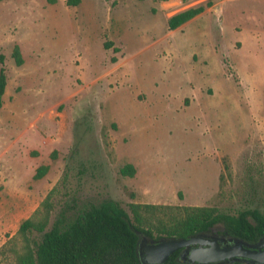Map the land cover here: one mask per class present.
Here are the masks:
<instances>
[{"label": "rangeland", "instance_id": "374dc122", "mask_svg": "<svg viewBox=\"0 0 264 264\" xmlns=\"http://www.w3.org/2000/svg\"><path fill=\"white\" fill-rule=\"evenodd\" d=\"M0 54V248L64 178L49 227L66 202L264 214V0H2Z\"/></svg>", "mask_w": 264, "mask_h": 264}, {"label": "trees", "instance_id": "16d2710c", "mask_svg": "<svg viewBox=\"0 0 264 264\" xmlns=\"http://www.w3.org/2000/svg\"><path fill=\"white\" fill-rule=\"evenodd\" d=\"M46 2L53 5L57 0ZM79 2L66 0L68 6H77ZM203 11L204 7L199 6L174 14L167 20L168 30L178 29ZM104 46L108 48L109 44ZM11 57L16 66L23 64L18 45L13 47ZM4 59L0 54V110L6 88ZM47 171L48 166H39L33 178L38 180ZM135 172L131 164L119 170L120 175L130 178ZM61 184L47 193L37 209L20 224L17 234L0 248V259L12 257L15 264H142L137 250L141 236L186 239L214 230V233L248 243H256L264 237V214L258 209L232 215L216 207L130 203L128 213L112 200L88 204L74 212L67 210L70 205L66 202V207L58 212L49 227L58 196L67 194L63 191L66 178ZM222 228L223 231H219ZM179 254L180 250L165 264H186L180 261Z\"/></svg>", "mask_w": 264, "mask_h": 264}, {"label": "water", "instance_id": "95a60500", "mask_svg": "<svg viewBox=\"0 0 264 264\" xmlns=\"http://www.w3.org/2000/svg\"><path fill=\"white\" fill-rule=\"evenodd\" d=\"M224 242L228 244L221 246ZM137 250L142 264H165L179 250L180 261L186 264H264V237L256 243H248L231 237L209 240L204 234L186 239L141 236Z\"/></svg>", "mask_w": 264, "mask_h": 264}, {"label": "flooded vegetation", "instance_id": "af4514ba", "mask_svg": "<svg viewBox=\"0 0 264 264\" xmlns=\"http://www.w3.org/2000/svg\"><path fill=\"white\" fill-rule=\"evenodd\" d=\"M204 235L209 240H214V239H219V238H227V236L221 235L219 233L218 234L214 233V230H211V231H209L207 233H204ZM226 244H228V242L221 243V246H225ZM180 252H181V250H180Z\"/></svg>", "mask_w": 264, "mask_h": 264}, {"label": "crops", "instance_id": "0c3cea01", "mask_svg": "<svg viewBox=\"0 0 264 264\" xmlns=\"http://www.w3.org/2000/svg\"><path fill=\"white\" fill-rule=\"evenodd\" d=\"M263 146H264V142H263ZM263 149V151H262V163H263V169H264V147L262 148Z\"/></svg>", "mask_w": 264, "mask_h": 264}]
</instances>
